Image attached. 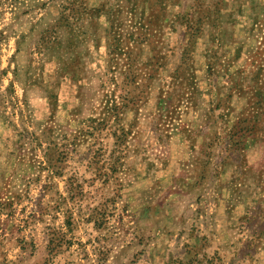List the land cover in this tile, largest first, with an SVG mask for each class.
<instances>
[{
	"label": "rangeland",
	"instance_id": "obj_1",
	"mask_svg": "<svg viewBox=\"0 0 264 264\" xmlns=\"http://www.w3.org/2000/svg\"><path fill=\"white\" fill-rule=\"evenodd\" d=\"M262 244L264 0H0V264Z\"/></svg>",
	"mask_w": 264,
	"mask_h": 264
},
{
	"label": "crops",
	"instance_id": "obj_2",
	"mask_svg": "<svg viewBox=\"0 0 264 264\" xmlns=\"http://www.w3.org/2000/svg\"><path fill=\"white\" fill-rule=\"evenodd\" d=\"M240 215L237 216V218ZM251 256H253V261L254 264H264V244H262L261 246H259L258 250L256 252H254L253 254H251ZM250 255L249 254H245L241 257H239V255H234L232 253H226L222 255V263L221 264H227L228 262H231L232 259L234 258H239V260L243 263V262H247L250 260Z\"/></svg>",
	"mask_w": 264,
	"mask_h": 264
}]
</instances>
